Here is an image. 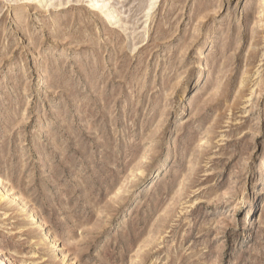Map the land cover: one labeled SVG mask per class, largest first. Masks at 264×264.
<instances>
[{
    "label": "rangeland",
    "instance_id": "rangeland-1",
    "mask_svg": "<svg viewBox=\"0 0 264 264\" xmlns=\"http://www.w3.org/2000/svg\"><path fill=\"white\" fill-rule=\"evenodd\" d=\"M69 263L264 264V0H0V264Z\"/></svg>",
    "mask_w": 264,
    "mask_h": 264
},
{
    "label": "bare ground",
    "instance_id": "bare-ground-1",
    "mask_svg": "<svg viewBox=\"0 0 264 264\" xmlns=\"http://www.w3.org/2000/svg\"><path fill=\"white\" fill-rule=\"evenodd\" d=\"M93 5H95V6H97V7H101L100 5H99V3H97V2H93L92 3ZM101 9V8H100ZM102 10V9H101ZM208 40V38L206 39V41ZM35 223H37L38 225L40 224V221L39 220H36V221H34ZM233 228H235V226H233ZM50 241H53V238L51 237V236H49L48 235V237H47ZM55 245V243H51V246H54ZM69 264H73V263H69Z\"/></svg>",
    "mask_w": 264,
    "mask_h": 264
}]
</instances>
